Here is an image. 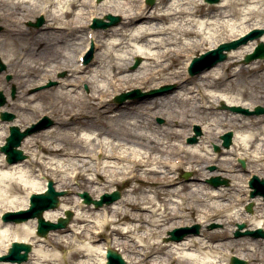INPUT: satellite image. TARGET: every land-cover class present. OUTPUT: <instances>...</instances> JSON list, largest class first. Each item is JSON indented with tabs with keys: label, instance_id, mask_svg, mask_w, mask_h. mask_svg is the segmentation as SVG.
<instances>
[{
	"label": "bare ground",
	"instance_id": "6f19581e",
	"mask_svg": "<svg viewBox=\"0 0 264 264\" xmlns=\"http://www.w3.org/2000/svg\"><path fill=\"white\" fill-rule=\"evenodd\" d=\"M37 14L46 17L42 28L31 32L20 27ZM107 14L118 15L120 22L91 31V20ZM0 22L4 24L0 35L10 45L27 41L4 60L10 64L18 59L29 85L52 78L55 71L68 72L47 95L51 107L44 116L52 113L56 125L22 140L20 149L28 154L23 161L8 164L0 152V255L12 241H21L32 246L28 260L21 264H105L106 249L123 254L126 264H230L231 257L264 264V242L232 235L240 223L245 229L264 231V201L260 196L246 197L251 190L248 177L264 176L256 168L242 176L235 169L237 163L232 164L236 159L243 160L244 166L245 160H264V118L253 125L239 121L236 114L215 110L209 113L212 120L205 116L217 103L250 110L264 100V60L237 63L258 42L264 44V34L229 51L226 60L197 76L186 73L189 57L198 51L264 29V0L214 4L157 0L150 7L143 0H0ZM89 43L97 53L88 65L79 58ZM133 56L145 62L129 72ZM238 77L243 83L236 89ZM251 77L260 81L245 80ZM156 79L174 82L177 90L147 100L110 103L113 95L131 88H156L161 83H154ZM82 84L90 87L89 93L76 90ZM31 101L25 96L23 103L8 101L7 105L43 114L38 106L29 105ZM156 115L164 117L163 125L153 123ZM20 117L0 120V146L10 125L25 128L31 122ZM193 122L203 124L202 135L196 143L185 144ZM227 129L233 133L230 147L222 150L223 156L211 152L210 147L220 142L214 133ZM207 163L216 164L231 183L227 187L203 184L202 179L217 175L202 170ZM184 166L192 173L188 182L175 176ZM40 175L43 182L38 183L35 178ZM48 179L56 190L68 194L42 217L55 222L66 210L72 211L65 228L40 238L34 230L35 218L1 221L5 212L26 209L28 195L43 191ZM119 184L127 188L111 205L95 207L79 197L84 191L96 200ZM242 202H252L251 213L243 210ZM209 222L222 224V229H200L179 241L159 240L175 227Z\"/></svg>",
	"mask_w": 264,
	"mask_h": 264
},
{
	"label": "water",
	"instance_id": "95a60500",
	"mask_svg": "<svg viewBox=\"0 0 264 264\" xmlns=\"http://www.w3.org/2000/svg\"><path fill=\"white\" fill-rule=\"evenodd\" d=\"M207 2L213 3L217 2L218 0H206ZM149 4L153 3V0H148ZM106 19H108V22L102 21L99 18H95L93 22V28H107L109 26L115 25L119 22V17L112 16V15H106ZM40 23H42V18H39L34 26H39ZM264 33V30L256 29L246 34V36L240 37L236 40H233L231 42H227L226 44H220L218 47L214 50H210L199 57H196L192 60L190 66L188 67L189 74H197L200 71H202L204 68H209L210 66L217 64L220 61H223L226 58V53L224 51H229L231 49H236L240 44L246 43L248 39H254ZM90 52L88 54L87 60L90 58ZM257 58H263L264 59V44L258 43L257 48L254 50V52L247 54L245 59L243 60L244 63H247L251 60L257 59ZM138 60H136V63ZM3 63L0 61V69L4 68ZM51 85V83H48V86ZM173 89V85H166L162 86L159 89L155 90H149L147 92H141L139 89L129 91L127 93L121 94L119 97L116 98V101L121 103L126 98H134V97H147V96H154L158 94H162L164 92L170 91ZM15 93V89L13 88L11 90V95L13 96ZM5 102V98H3L2 93L0 92V105H3ZM223 109H228L233 112H242L245 114H260L264 113V107H256L253 111H249L247 109H243L241 107L236 106H227L225 104H222ZM13 115L9 114L7 112L1 113V118L3 120H12ZM51 125V121L47 118H44L42 121H40L36 125H32L31 127L26 128L24 131L20 132L19 128L17 126H11L10 127V136L6 138V143L4 146L0 148L2 152L6 155V161L7 163H14L16 161H21L25 158V155H23L22 151L20 149H16L19 145L21 140L31 134L32 132L48 127ZM197 134L199 133L198 129L196 128ZM231 137L232 133L227 132L224 135H222L220 138L223 140V146L227 148L231 143ZM189 142H195V137L189 140ZM217 147H215L216 149ZM243 165V162H242ZM252 181L250 182L251 186L255 188L254 192H251L250 197H254L256 194H260L264 198V179L260 180L258 177L253 176ZM209 183H211L214 186L220 185V184H226L225 179H220L219 177L210 178L208 180ZM53 187V183L51 181L48 182L47 191L45 193H39L38 194H32L30 199V207L26 210H19L15 212H7L3 216V220H12L15 222H21L25 221L26 219L36 217L37 218V234L41 236H45L49 230H55L62 227H65L67 222L70 220L71 212L66 211L65 215L66 218H59L57 223H53L50 221H46L42 219V212L49 208H55L58 204V196L62 195L63 192L55 191ZM82 196L85 198L86 203L92 202L89 196L84 193ZM120 197V193L118 191H114L111 194H104L102 199L100 201H93L94 204L99 207L104 202L107 204H111V202L117 200ZM248 211H251L250 205L246 208ZM244 224L238 225V231L235 232V236H242V235H250L253 237L259 236L264 237V233L262 229H256V231L252 230H245L244 232H240L239 229L244 228ZM199 226L195 225L192 228H184V229H175L174 231L170 232L171 240H181L183 236L189 233H197ZM31 250V245L28 243H22L20 242H12L11 247L7 251L8 254L0 256V262L1 261H9V262H16L21 263V261L27 260V256L29 251ZM107 259L108 262L106 264H125V261L122 259L121 255L116 253L115 251L108 250L107 251ZM231 264H245L244 261L238 260L235 257H232Z\"/></svg>",
	"mask_w": 264,
	"mask_h": 264
},
{
	"label": "rangeland",
	"instance_id": "374dc122",
	"mask_svg": "<svg viewBox=\"0 0 264 264\" xmlns=\"http://www.w3.org/2000/svg\"><path fill=\"white\" fill-rule=\"evenodd\" d=\"M94 2H97V0H93ZM157 0H154V2H153V4L152 5H154V3L156 2ZM143 2L145 3V4H147L146 3V0H143ZM149 7L150 6H152V5H150V4H147ZM40 16H42V18H43V22L40 24V26H38V27H34V26H30V25H28V23L29 22H31V23H34L35 22V20H36V18H38V17H40ZM31 18V17H30ZM46 23V17L44 16V15H40V14H37L36 16H34L33 18H31V19H26L25 21H23L22 22V24H20V27L21 28H25L26 30H28V31H31V32H35V31H37V30H39L40 29V27L42 28L43 26H44V24ZM4 30V24L3 23H1L0 22V34L2 33V31ZM103 29H96V30H94V31H96V32H98V31H102ZM4 38H5V36H3V34L2 35H0V59L5 63V66H4V69L2 70V71H0V78H1V80H0V90L3 92V94L5 95V97L4 98H6V102H5V104H4V106L2 107V108H5V110H9L8 112L9 113H12L13 115H14V118L16 117V114L17 115H20L21 117L20 118H22V119H24V120H26V121H31L27 126H29L31 123H34V122H36L37 120H39L41 117H43L44 115H45V113L48 111V109H49V107H51V106H49V105H51L50 104V101H49V99H47V95H51L52 93L50 92V90L51 89H54V87H56L57 86V84H59V82L61 81V80H64V78L66 77V75H67V71H65V70H58V71H55L54 72V74H53V77L52 78H49V79H46L44 82H42V83H36L35 85H29V83L28 82H26V80H28V78L27 77H23L22 76V66H21V63H20V61L18 60V59H15L14 58V60H13V62L12 63H10V64H6V61L4 60L6 57L5 56H8V55H13V53L14 52H16L17 50H18V48L20 47V46H24V45H26V43H27V41H21V42H18V44L16 45V43L15 44H12L11 43V45H10V43L7 41H5L4 40ZM227 41H225V43H226ZM257 46V44L255 45V47ZM255 47H254V49H255ZM90 49V46L88 47V50ZM87 50V51H88ZM86 51V52H87ZM207 51V49H203V50H200V51H198L197 53H196V55L195 54H193L192 56H190L189 58V61L191 60V57H193V56H197V55H199L200 53H204V52H206ZM86 52H85V55H84V57L86 56ZM92 53V56H91V58H90V60L88 61V62H86L88 65L89 64H91L92 63V61H93V59H94V57L96 56V53H97V50H94L93 49V52H91ZM227 53V55H228V53L229 52H226ZM244 57L245 56H243V58H242V60L241 61H238L237 63H238V66L239 65H242L243 64V59H244ZM136 59H139V62H138V64L136 65V66H134V64H135V61L134 60H136ZM226 59H227V57H226ZM130 61V63H129V65H128V70H129V72H133V71H135V70H137L139 67H140V65H142V63L143 62H145V60H144V58H142V57H139V56H133L132 58H131V60H129ZM185 61V60H184ZM189 61H188V63H189ZM236 63V64H237ZM250 63V62H249ZM248 64V63H247ZM188 65V64H187ZM243 65H245V64H243ZM237 67V66H236ZM236 67H234V69H236ZM12 72H15L16 73V76L14 75V74H12ZM24 73V72H23ZM186 73L188 74V72H187V68H186ZM246 74V73H245ZM7 75H9V77H7ZM193 76H196V74L195 75H193ZM244 77V76H243ZM245 77H247L246 75H245ZM253 77H251V78H248V79H245L246 81H250L251 79H252ZM50 81H52L53 82V85L52 86H50V87H47V88H42V86H44V85H46V83L47 82H50ZM258 81H260V79L259 78H257L256 80H254V79H252L251 81H250V83H254V82H258ZM158 82H161L160 83V85L159 86H157V88L158 87H160V86H162V85H167V84H171V85H175V83L174 82H166V81H164V80H162V79H156L155 81H154V83H158ZM153 83V84H154ZM241 83H243V81H242V79H241V77H238V78H236V80H235V86H236V89H238V88H240L241 87ZM263 84H264V81L262 82ZM152 86V85H151ZM14 87V89H15V93H14V95L15 96H13V97H11V90H12V88ZM132 89H135V88H131V89H128V91H130V90H132ZM140 89V88H139ZM150 89H152V88H149V89H145V90H143V89H140L141 91H147V90H150ZM78 92H82L83 94H87V93H89V91H90V87H88V85H86V84H82L79 88H77L76 89ZM136 90V89H135ZM175 90H177V88H176V86L174 87V89L172 90V91H169V92H166V93H164V94H162V95H155V96H148V97H143V98H136V99H127V100H134V101H139V100H143V99H148V98H152V97H158V96H164V95H166V94H169L170 92H173V91H175ZM123 92V91H122ZM121 93V92H120ZM45 94V95H44ZM44 95V96H43ZM25 96H29V97H32V101L31 102H29V105L30 106H38L41 110H42V112H43V114H36L35 112H33V111H21V110H19V107H16V106H14V108H12V107H10V108H12V109H10V108H8V101L9 102H15L16 104H21V103H23V98H25ZM114 97H115V95H113L111 98H110V103H113V104H117V105H120L119 103H115V101H114ZM256 106V105H255ZM257 106H263L264 107V100H262V101H260V103H257ZM221 107V103H217L216 105H214L212 108H213V110H211V111H207L206 113H205V116H207L210 120H212L210 117H211V114H209V113H211L212 111H216V112H225V114H227V115H234V114H236V115H238V117H239V121L240 120H245V122H246V120H249V121H251V124L253 123V125L255 124V122H256V120L257 119H259L260 117H262V118H264V114H260V115H254V114H250V115H244V114H242V113H233V112H231V111H229V110H225V109H221L220 108ZM251 109H253V108H251ZM50 110V109H49ZM213 113V112H212ZM50 117H48L49 118V120L52 122L51 123V126H53L54 124L56 125V118H55V116L52 114V113H50ZM202 114H199V115H197L198 117L199 116H201ZM220 118V120L222 119V116L221 117H219ZM144 119H149L148 117H145ZM165 119H164V117H162V116H158V115H156L154 118H153V123L154 124H156V125H159V126H161V125H163L164 124V121ZM202 123L201 122H193L191 125H190V130L194 133V129H195V127L196 126H199V129H201L202 128ZM21 129H24V128H21ZM219 130V129H218ZM227 131H232L231 129H227L225 132H227ZM193 133H192V135H193ZM214 134H216L215 136H216V138L215 139H217V140H220V142H219V144H217L218 146H219V150H215V149H213L214 148V144L210 147V149H211V152H213V153H215V154H217V155H220V156H223V153H222V150L224 149L223 147H221V139H220V136L223 134H218L217 132L216 133H214ZM191 135V136H192ZM200 135H202V133L200 134ZM191 136H189V135H187L186 137H185V139H184V142H185V144H188L187 143V139L189 138V137H191ZM198 137H200V136H197V138H196V142L198 141ZM25 156H26V158L28 157V154L26 155L25 154ZM25 158V159H26ZM232 162V161H231ZM236 164L237 163V166H236V168L235 169H237L238 170V172L243 176H245V175H247V170H253V168H256L257 169V173H259L261 176H264V160H262V161H257V162H246V160H245V163H247V165L245 164V167L244 168H242L241 167V165L238 163V160L236 159L235 161L233 160V162H232V164ZM202 170H204L205 172H207V173H211V174H217V175H212V176H220L221 178H224V176H223V174H224V172H222V171H220V170H218V168H217V166H216V164H214V163H207V164H204V165H202ZM213 167V170H209L210 168H212ZM184 173H188V176H187V178H184L183 177V174ZM175 176L178 178V180L179 181H182V182H188L189 180H190V178L192 177V173L190 172V171H188V169H187V166H184V167H181V169H178L177 171H175ZM258 176V175H257ZM42 177V175H40V176H38V177H36L35 178V180L38 182V183H41V182H43V178H41ZM260 177V176H259ZM210 178V177H209ZM203 184H207V185H210L209 183H207V181L205 180V179H202V181H201ZM229 183H231L230 182V180H228L227 179V184H223V186L222 185H219V187H227L228 186V184ZM132 184H134V183H132ZM74 186H76V185H74ZM127 188V184H119L116 188H113L111 191H113V190H119L120 191V194H122V192L125 190ZM108 189H111V187H109ZM59 191H63L65 194L63 195V196H60V197H65V196H67V194H68V192L65 190V189H60ZM82 192H84V191H81V193ZM32 193V192H31ZM34 193V192H33ZM76 196H77V192H74V193H72V197H74V198H76ZM60 197H59V204H60ZM246 197H248L249 198V192H247L246 193ZM177 199V198H176ZM252 204V202H242V204H241V207L243 208V210H244V208L246 207V205L247 204ZM254 204V203H253ZM59 206V205H58ZM57 208V207H56ZM249 213V212H248ZM71 222V221H70ZM194 224H197V223H193L192 225H194ZM212 224H214V223H212V222H209L208 224H206V225H203V226H201L200 224H199V231H200V229H206V230H214L215 231V229H222V224H218V223H216L217 224V227H215V229L214 228H209V226L210 225H212ZM175 228H177V227H175ZM171 230H174V229H171ZM170 230V231H171ZM198 231V232H199ZM50 232H53V231H49L48 232V234L50 233ZM168 233V232H167ZM47 234V235H48ZM46 235V236H47ZM232 235H233V233H232ZM42 238H45V237H42ZM238 238H252L254 241H256V240H261L262 242H264V238H262V237H256V238H253V237H251V236H242V237H238ZM164 237H162V238H160L159 240L160 241H164ZM103 243H104V241L103 240H101V241H99L98 242V248H99V250L103 247ZM256 246V245H255ZM256 248H257V246H256ZM114 251H116L115 249H113ZM121 254V253H120ZM122 257H123V259L125 260V258H124V255L122 254ZM229 260H230V258H229ZM246 264H250L249 262H247L246 261Z\"/></svg>",
	"mask_w": 264,
	"mask_h": 264
}]
</instances>
